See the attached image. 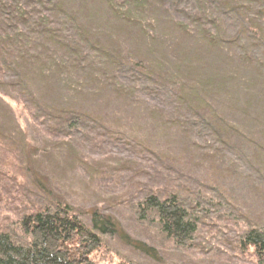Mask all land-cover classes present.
Listing matches in <instances>:
<instances>
[{
  "label": "rangeland",
  "instance_id": "rangeland-1",
  "mask_svg": "<svg viewBox=\"0 0 264 264\" xmlns=\"http://www.w3.org/2000/svg\"><path fill=\"white\" fill-rule=\"evenodd\" d=\"M66 1L79 10L77 18L92 37L116 56L129 54L146 61L158 74H172L178 81L185 80L205 92L221 117L252 138L251 144H246L223 130V137L238 147L240 157L253 160L255 167L237 164L234 156L219 149L211 138L188 135L182 121V103L179 109H173V103H165L168 99L162 103L139 99L127 87L116 84L108 72L90 65L72 68L59 48L40 41L27 52L22 64L37 95L52 105L93 112L107 126L120 130L108 137L96 135L95 129L83 141L47 139L42 129L28 128L32 120L21 102L1 94L0 122L17 142L22 144L26 138L30 145H12L10 152L0 147V172L10 179L0 181V227L23 235L17 211L34 199L31 183L38 176L50 188L58 187L60 192L56 193L86 224L94 206L103 213L115 214L119 220L114 234L94 231L101 243L90 256L92 264H264L253 247L240 242L251 226L264 228V53L258 48V38L264 40V0H221L224 6L203 12L202 16V10L196 13L193 4L192 17L184 12L177 17L163 4ZM217 14L221 18L218 16L219 21L214 22L211 17ZM182 17L188 19L189 30L173 22ZM199 22L205 24L201 29ZM248 29L252 34L246 39L244 30ZM237 30L241 32L240 50L239 45L228 43L234 36L232 31ZM215 32H225L223 47L208 46L193 35ZM10 110L13 117H4ZM17 123L27 131V137L13 129ZM108 138L115 139L109 142ZM132 138L147 145L143 157L137 148L134 152L115 148ZM167 158L169 163L170 159L183 160L180 164L188 171L183 173L191 175L187 184L190 191L202 179L217 187L207 195L213 205L200 207L205 225L198 226L184 243L161 234L155 224L139 222L129 206V202L142 200L140 190L147 183L156 186L160 179V186L168 184L161 174H156L155 181L147 177L143 181L146 171ZM23 167L29 169L22 172ZM9 168L16 174H9Z\"/></svg>",
  "mask_w": 264,
  "mask_h": 264
},
{
  "label": "trees",
  "instance_id": "trees-1",
  "mask_svg": "<svg viewBox=\"0 0 264 264\" xmlns=\"http://www.w3.org/2000/svg\"><path fill=\"white\" fill-rule=\"evenodd\" d=\"M65 1L0 0V96L2 94L23 104L28 111L29 120H32L28 124V128L42 129L40 131L47 139L68 137L70 140L78 138L82 141L85 140L82 138L91 135L95 129L96 135L107 134L108 137L115 133L119 134L120 130L110 124L107 126L104 119L99 115L92 114L93 112L76 107L52 105L37 95L33 87L29 85L22 64L25 62L27 52L38 45L37 42L43 41L47 44L52 43L59 48L63 58L69 61L70 67L79 69V67L85 68L90 65L103 72H108L116 84L120 83L127 87V90L134 92L139 99L142 98L151 103H162L168 99L169 101H165V103H173V109H179V104L182 103L185 108L182 121L186 124L188 135L195 136L196 139L211 138L220 146L219 149L222 147V151L233 155L237 164L242 162L243 165L248 163L252 168L255 167L253 160L247 159L248 157L245 155L240 157L238 147H234L231 144L232 141L223 137V130L237 136L238 140L246 144H251L252 138L240 132L241 129L238 126L236 128L232 122L221 117L205 92L185 80L178 81L172 77V74L166 72L158 74L146 61L129 54L116 56L113 50L102 46L98 39L92 37L84 23L77 18L76 11L79 12V10H75ZM113 1L109 0L115 5ZM129 1L130 6L137 2L147 5L163 4L170 13L177 17H180L182 12L190 14L192 17L194 10L191 6L193 4L196 13L202 10L201 16L203 12L220 9L221 6H224L221 0ZM230 6L229 4L227 9ZM232 15L238 16L237 14ZM218 16L221 18L217 14L211 19L218 22ZM173 22L180 29L189 30V21L186 17ZM199 25L200 29L205 26L201 22ZM244 31L246 39L251 38L250 29ZM232 32L234 36L228 43L238 46L241 44V38H238L241 32L240 30ZM193 35H198L204 44L214 48L218 45L223 47L222 44H226L225 32ZM258 43L259 51L261 47V53H264V40L261 37L258 38ZM241 47L239 45L237 48L240 50ZM56 57L57 55L53 56V58ZM177 102L179 103L176 104ZM10 114L13 117L11 110L5 112L4 117ZM6 128L0 122L1 148L10 152L12 145L29 147L30 142L26 138L20 144L11 135V131L9 132ZM13 129H17L20 133L23 132L27 137V131L19 123L14 125ZM88 130L90 132H87ZM108 139L109 142H112L115 138ZM128 142L125 143L124 140V143L121 142L114 146L116 149L126 152H132L137 148L143 157L147 145L137 142L133 138L128 139ZM156 150L160 152V150ZM115 151L113 150L112 153ZM154 153L156 152L154 151ZM157 158H159L158 155ZM181 162L183 163V160L170 159L169 163L167 158V160L161 161L162 165L157 163V167L146 171L143 181L146 177L148 181H155L157 180L154 179L156 174H161L168 184L164 187L160 186V179L157 180L156 186L147 183L140 190L142 200L129 202V206L133 208V214L137 215L139 222L147 221L149 224H155L161 234L172 236L176 243H184L187 238L190 240L198 226L205 225L201 210L203 207H200L213 205V200L207 195L217 189L216 186V189L214 188L211 181L207 182L202 179L196 181L198 185L193 191H190L187 184L191 181V175L183 173L188 171L180 164ZM1 168L2 166H0ZM28 169V167H23L22 172ZM8 171L9 174H16L13 168H9ZM2 173L4 172H0V175ZM2 175L0 176V179L3 178L0 180L1 182L10 181L5 173ZM31 184L33 189L31 196L34 199L17 211L19 228L25 234L18 235L16 230L0 227V264H92L90 256L101 243L94 231H99L100 235L118 232L119 220L115 214L103 213L98 210L99 207L94 206L95 209L91 210V214L89 213V223L86 224L75 213L72 205L68 204L62 195L56 193V191L60 192L58 187L50 188L47 182L38 176L33 179ZM123 190L121 192H124ZM215 195L214 193L213 196ZM199 204L200 206H198ZM225 205L228 209L227 201ZM112 210L110 209V212ZM255 227L251 226L250 229H247L240 242L253 247L256 253L263 258L264 263V228L262 226ZM141 244L143 245L142 242ZM142 245L138 244V247L147 252V249Z\"/></svg>",
  "mask_w": 264,
  "mask_h": 264
}]
</instances>
